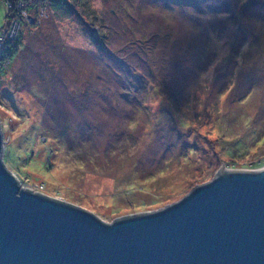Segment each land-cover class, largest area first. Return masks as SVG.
<instances>
[{
	"label": "rangeland",
	"instance_id": "obj_1",
	"mask_svg": "<svg viewBox=\"0 0 264 264\" xmlns=\"http://www.w3.org/2000/svg\"><path fill=\"white\" fill-rule=\"evenodd\" d=\"M55 1L4 27L0 0V50L23 36L0 74L23 187L112 223L264 168V0Z\"/></svg>",
	"mask_w": 264,
	"mask_h": 264
},
{
	"label": "water",
	"instance_id": "obj_2",
	"mask_svg": "<svg viewBox=\"0 0 264 264\" xmlns=\"http://www.w3.org/2000/svg\"><path fill=\"white\" fill-rule=\"evenodd\" d=\"M0 264H264V168L217 172L179 201L108 223L27 189L5 164Z\"/></svg>",
	"mask_w": 264,
	"mask_h": 264
},
{
	"label": "trees",
	"instance_id": "obj_3",
	"mask_svg": "<svg viewBox=\"0 0 264 264\" xmlns=\"http://www.w3.org/2000/svg\"><path fill=\"white\" fill-rule=\"evenodd\" d=\"M8 6L9 11L7 12L6 21L4 27L7 24L15 22L16 25L24 26L23 16L31 13L34 8L37 6L46 5L47 0H4ZM188 1V0H183ZM200 1V0H198ZM190 2V1H188ZM52 3V2H51ZM64 3H67L66 0H57L53 3L54 7H61ZM193 3V2H192ZM198 3V2H197ZM249 40V39H248ZM248 40L246 42H248ZM249 43V42H248ZM23 45V36L22 33L18 34L17 37L13 40H7L3 43L2 50H0V74L3 73V68L7 61L14 60L15 56L18 54L21 46ZM248 50H252L251 48ZM245 71V70H243ZM237 88V85L235 89ZM241 104V102H240ZM239 104V105H240ZM254 140H259V143H264V135L256 134ZM231 153V152H230ZM232 154V153H231Z\"/></svg>",
	"mask_w": 264,
	"mask_h": 264
},
{
	"label": "snow or ice",
	"instance_id": "obj_4",
	"mask_svg": "<svg viewBox=\"0 0 264 264\" xmlns=\"http://www.w3.org/2000/svg\"><path fill=\"white\" fill-rule=\"evenodd\" d=\"M2 20H3V12L0 11V22H2Z\"/></svg>",
	"mask_w": 264,
	"mask_h": 264
},
{
	"label": "built area",
	"instance_id": "obj_5",
	"mask_svg": "<svg viewBox=\"0 0 264 264\" xmlns=\"http://www.w3.org/2000/svg\"><path fill=\"white\" fill-rule=\"evenodd\" d=\"M28 189V188H27ZM30 190H33V191H35V192H38V193H41L39 190H34V189H30ZM42 194V193H41ZM44 194V193H43Z\"/></svg>",
	"mask_w": 264,
	"mask_h": 264
}]
</instances>
